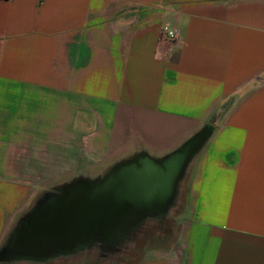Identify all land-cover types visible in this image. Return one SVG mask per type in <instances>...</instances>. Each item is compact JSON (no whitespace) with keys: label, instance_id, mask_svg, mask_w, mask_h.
Instances as JSON below:
<instances>
[{"label":"crops","instance_id":"crops-1","mask_svg":"<svg viewBox=\"0 0 264 264\" xmlns=\"http://www.w3.org/2000/svg\"><path fill=\"white\" fill-rule=\"evenodd\" d=\"M204 130L181 245L139 264H264V0H0V252L47 174Z\"/></svg>","mask_w":264,"mask_h":264},{"label":"water","instance_id":"water-1","mask_svg":"<svg viewBox=\"0 0 264 264\" xmlns=\"http://www.w3.org/2000/svg\"><path fill=\"white\" fill-rule=\"evenodd\" d=\"M208 136L204 130L163 158L139 154L101 178L62 186L21 221L0 260L42 263L99 241L116 248L146 218H161L175 207L180 184Z\"/></svg>","mask_w":264,"mask_h":264},{"label":"rangeland","instance_id":"rangeland-1","mask_svg":"<svg viewBox=\"0 0 264 264\" xmlns=\"http://www.w3.org/2000/svg\"><path fill=\"white\" fill-rule=\"evenodd\" d=\"M114 166V165H113ZM113 166L94 167L87 173H65L59 176L46 175V181L41 183L38 197L45 192L58 193L55 187L65 185L78 179L94 180L106 175ZM85 169V168H84ZM43 179V177H42ZM181 196L168 214L161 217H148L129 233L124 241L113 248L112 243L99 241L92 246L65 254L42 263L31 261H1L0 264H139L144 257L160 250L171 251L180 247V230L182 219L187 213L186 184L181 187ZM169 230V231H168Z\"/></svg>","mask_w":264,"mask_h":264},{"label":"built area","instance_id":"built-area-1","mask_svg":"<svg viewBox=\"0 0 264 264\" xmlns=\"http://www.w3.org/2000/svg\"><path fill=\"white\" fill-rule=\"evenodd\" d=\"M162 33L164 38L171 42H175L178 38V33L175 29H169L168 27H164Z\"/></svg>","mask_w":264,"mask_h":264},{"label":"bare ground","instance_id":"bare-ground-1","mask_svg":"<svg viewBox=\"0 0 264 264\" xmlns=\"http://www.w3.org/2000/svg\"><path fill=\"white\" fill-rule=\"evenodd\" d=\"M178 195H179V193H178ZM169 231V230H168Z\"/></svg>","mask_w":264,"mask_h":264}]
</instances>
